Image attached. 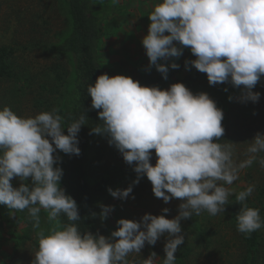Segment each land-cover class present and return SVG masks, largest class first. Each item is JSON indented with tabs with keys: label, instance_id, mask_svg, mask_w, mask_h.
Masks as SVG:
<instances>
[{
	"label": "clouds",
	"instance_id": "1",
	"mask_svg": "<svg viewBox=\"0 0 264 264\" xmlns=\"http://www.w3.org/2000/svg\"><path fill=\"white\" fill-rule=\"evenodd\" d=\"M149 19L142 44L150 66L165 79L169 66L159 61L179 58L187 47L196 57L190 64L207 74L210 85L228 82L241 89L242 102L259 100L260 93L253 89L264 76V0H155ZM170 66L177 69L179 64L173 61ZM87 94L102 121L91 133L107 136L138 174L127 188L109 187V193L126 199L146 175L157 198L181 201L179 211L173 218L165 215L168 208L161 215L146 213L140 221L121 218L110 236L82 232L78 204L61 186L63 169L55 153H81L78 133L88 124L86 111L65 134L57 109L22 116L5 106L0 109V204L13 213L27 210L35 229L41 228L42 210L55 222L47 233L38 231L32 264H135L129 257L141 256L146 243L155 245L165 233L169 238L163 259L152 252L141 256L140 264H175L185 240L181 220L202 211L212 216L225 212L232 195L242 204L237 215L240 233L264 226L259 209L246 203L255 185L238 193L228 187L264 153V133L256 134L246 158L237 163L232 145L219 142L225 132L224 113L207 92L193 93L183 82L161 89L125 74L103 73L88 85ZM259 163L264 167V158ZM14 178L19 186H14ZM100 207L103 221L113 206ZM61 216L71 223L60 226Z\"/></svg>",
	"mask_w": 264,
	"mask_h": 264
},
{
	"label": "rangeland",
	"instance_id": "2",
	"mask_svg": "<svg viewBox=\"0 0 264 264\" xmlns=\"http://www.w3.org/2000/svg\"><path fill=\"white\" fill-rule=\"evenodd\" d=\"M94 1L113 10L103 25L102 73L110 76L125 74L138 80L143 72L156 68L150 66L142 44L143 37L148 33L149 14L155 0ZM70 31L67 8L59 0H0V46L12 51L10 74L0 78V109L8 106L22 116H35L57 109L61 96L71 88L73 60L68 55L55 52L52 46ZM190 54V48L185 47L181 56ZM177 59L170 57L159 62L169 65ZM190 90L193 93L207 92L223 110L225 132L219 142L232 145L233 159L237 163L244 160L250 141L257 133H264V76L253 89L260 93L257 102H242L239 99L240 88L228 82L210 85L207 77L200 78ZM59 152L57 150L55 155L59 156ZM152 153L151 162L155 164L157 157L154 149ZM261 158H264V153H259L256 162L243 169L239 179L228 187L238 193L248 185H255L246 203L259 209L264 220V167L260 166ZM87 162L91 180L98 179L114 167L129 165L103 134L94 137ZM135 180L125 181L114 189L127 188ZM13 184L19 186V179L14 178ZM180 203L175 198L168 203L157 198L148 178H140L128 198L110 196L107 205L113 206V210L106 220L100 218V234L110 236L121 218L140 221L146 213L165 214L164 208L170 209L165 215L173 218L178 214ZM241 208L242 204L232 195L225 212L212 216L202 211L199 216L181 220L185 240L178 246L175 264H247L245 241L234 221ZM40 215L41 228L35 229L27 210L13 213L6 205L0 204V264H32L38 248V231L47 233L55 224L47 220L43 210ZM258 231L260 242L256 264H264V226ZM168 238L165 233L155 245L146 243L141 256L147 258L156 252L162 260L166 255L164 246ZM141 256L132 254L129 259L140 264Z\"/></svg>",
	"mask_w": 264,
	"mask_h": 264
},
{
	"label": "trees",
	"instance_id": "3",
	"mask_svg": "<svg viewBox=\"0 0 264 264\" xmlns=\"http://www.w3.org/2000/svg\"><path fill=\"white\" fill-rule=\"evenodd\" d=\"M59 1L67 8L71 31L53 45L52 50L72 58L73 74L71 88L61 96L57 110L58 114L63 117L62 124L65 127V134H67V126L85 111L88 124L82 125L78 133L81 153L75 155L60 151L57 166L63 169L61 186L78 204L82 218L78 222L80 230L100 234V204L107 205L111 196L108 191L109 187L114 189L125 181L136 179L138 175L134 171L133 165H121L107 170L98 179L91 180L87 169L88 153L96 136L95 133H91V129L102 123L98 115L100 110L91 107L92 98L87 94V88L89 84L95 83L99 75L103 74L100 63L103 25L108 16L113 14V10L94 0ZM11 55V49L0 46V78L10 74ZM195 58L193 54L180 56L175 60L179 64L177 69H172L169 64L167 79L156 68H151L148 72H143L138 81L142 85L159 86L161 89H167L176 82H183L191 89L200 78L207 77L206 73L198 71L190 64V61ZM186 61L189 62L188 67L185 66ZM141 178H147V176L144 175ZM247 205L251 207L250 204ZM240 210L234 216L236 227L237 215ZM92 213L97 215L93 216ZM59 223L60 226H64L71 222L61 216ZM242 235L247 252L246 262L247 264H256L260 233L256 230L251 234ZM178 261H180L179 258Z\"/></svg>",
	"mask_w": 264,
	"mask_h": 264
}]
</instances>
